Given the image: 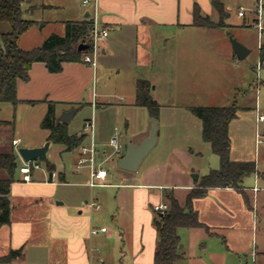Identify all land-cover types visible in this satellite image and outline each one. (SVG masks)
Wrapping results in <instances>:
<instances>
[{
  "label": "crops",
  "instance_id": "1",
  "mask_svg": "<svg viewBox=\"0 0 264 264\" xmlns=\"http://www.w3.org/2000/svg\"><path fill=\"white\" fill-rule=\"evenodd\" d=\"M219 1L224 4L228 13L226 21L231 27L226 28L228 32L232 28L240 30L241 26H253L251 23L255 16L253 8L256 0L238 6V10L240 6H245L246 14L240 16L237 10L241 21L235 22L229 21L231 1ZM196 3L203 15L219 18L220 13L213 0H99V24L109 30V35L100 42L101 53L96 67L82 59L65 61L61 71L51 72L44 61H35L29 70V79L20 80L18 83L19 103L41 106L42 114L45 115L48 101L53 100L56 101V108L61 106L59 110L56 109L58 116L63 110H78L85 103L93 106V101L96 102V107L101 104L103 107L119 105L127 110L132 109L134 116L127 117V113L124 120L121 119L120 126L115 125V132L120 136L125 134L127 140L134 144L140 143L151 132L153 116L146 106L135 103L137 80H150L151 94L161 104V108L173 105L169 94L179 91L177 84L181 68L180 56L187 58L190 46L211 43L209 39L189 37L190 34L204 29H221L194 24L193 10ZM42 5L54 6L40 4L39 7ZM87 11L89 8L84 7L81 15L62 19L59 31L50 29L38 38L40 41H35L29 34L33 27L39 25L35 24L20 36L19 43L23 48H32L40 45L53 32L64 34L65 21L84 19ZM35 20L42 22L40 26L48 22L44 19ZM29 38L34 46L27 45L31 42ZM236 38L245 44L243 38ZM23 39L26 45L23 44ZM224 43L225 62L235 63L241 60L237 57L231 41ZM251 50L250 48V52ZM205 52V49L198 50V57L203 62L206 58ZM125 70L128 76V96H122L123 100L117 101L109 97L106 87L99 85V79L105 77V83L118 87L120 75ZM240 89L242 88L235 87L230 94L234 98L232 103L223 105L236 104L241 107L238 99ZM246 94L247 91H244L242 95ZM257 104L256 102L254 129L256 151L260 147L256 144V117L259 110ZM192 105L197 104H189L188 108ZM98 120L96 134L101 137L108 127L103 123L104 128L101 129V118ZM158 120L160 126L161 121ZM41 128L45 130L43 138L34 139L25 146H42L48 141L49 129ZM261 130L264 133V124L261 125ZM229 133L232 140L230 125ZM13 138H20V144L23 141L21 136L11 135L8 139L0 136V152L14 150L21 164L23 158L18 152L20 144L16 148L12 143ZM233 150L232 141V159L253 160L238 153L233 156ZM125 152L126 144L121 155L113 154L112 147L107 142L103 147H98L97 161L104 160V165L118 162ZM77 157L78 155L74 160L75 171L79 176H86L85 181L77 184L89 185V170L87 167L76 169ZM185 158L174 148L169 151L163 164L154 162V171L128 176L136 180L121 183L107 214L102 212L103 206L101 209L85 206L92 197L100 201L94 187L84 197V191L80 190L82 193L79 202L67 201L62 197L59 185L71 181L65 171H56L55 163L51 162L54 165L53 171L56 172L54 176L50 174L48 167L45 172L34 173V170L31 181L23 180L20 175L10 186L11 222L0 226V257L19 247H22V253L11 262L0 264H154L157 228L153 220V206L160 202L168 204L167 192L172 193L180 204H184L187 194L203 175L194 167L193 158ZM107 168V181L113 184L109 179L112 169ZM196 171L199 174L198 179L192 175ZM4 176L6 172L0 170V177ZM250 177L252 176L243 181L244 192L232 186H217L210 188L206 195L193 198L192 204L197 209L200 220L209 226V230L203 226L181 227L178 245L181 256L175 260V264H264V246L260 247L257 242L259 216L264 207L263 203L262 208L259 207L258 198L261 173H255L254 180H249ZM93 226H107V231L92 233Z\"/></svg>",
  "mask_w": 264,
  "mask_h": 264
},
{
  "label": "rangeland",
  "instance_id": "2",
  "mask_svg": "<svg viewBox=\"0 0 264 264\" xmlns=\"http://www.w3.org/2000/svg\"><path fill=\"white\" fill-rule=\"evenodd\" d=\"M230 1L231 13L229 21H241V18L237 15L238 6L240 4H250L252 0ZM40 4H53L54 6L42 5V7H39ZM23 7L26 18L48 20V22L46 21V25H36L29 31L31 38L35 41H40L39 39L50 29L58 32L61 28L60 21L62 19L72 18L74 15H81L82 8L85 6L82 5L81 0H25ZM210 19L217 23L218 27L216 28L224 30L211 28L190 34L189 37L209 39L211 43L205 46H190L188 57L183 58L184 56H180L181 68L177 84L179 91L174 94H169L171 97L170 101L173 105L163 106L161 108L158 117L161 124L159 126L157 142L143 158L138 169L127 170L121 168L117 165L116 161L105 164V166L112 169V175L109 179L113 184L98 185L93 188L96 196L99 197L102 203V212H105V214L107 212L109 213V210L112 208L117 190L121 188V183L136 180L134 178H128V176L140 175L150 170L154 171V162L159 161L163 164V161L169 155V151L174 148L178 149L180 154L184 158L186 157V160L193 158L194 167L203 175L208 173L212 168H218L220 166L219 156L212 150L211 143L203 139L201 119L188 108V105L209 103L223 105L232 103L234 98H231L230 94L234 91L235 87L242 89L239 90L241 92L238 99L241 107L238 108V116L233 118L230 124V132L232 133L234 146L233 156L238 153L239 155H244L243 157L257 161V169L261 173L262 178V181H259L261 188L258 195L259 207L262 208L261 203L264 204V143L260 144L258 151H256L254 144L256 102L258 103V109L264 112V66L260 69V83L256 81V64L259 61V33L254 26H241L240 30L232 28L231 32H228L226 28L231 27L227 23L226 17H210ZM0 28L8 31L11 29V25L9 22L2 21L0 22ZM230 34L241 39L243 38L245 44L252 49L244 59L238 60L235 63L225 62L223 58L225 50L224 42H229ZM31 38H29L30 41ZM31 43L34 42L31 41L30 44H27L23 39V44L34 46ZM199 49H205L206 51L204 62L198 57ZM126 73L127 70L121 73L120 85L118 87H111V84L105 83L104 81L107 80L105 77L99 79V85L106 87L109 97L117 101H122V96L127 95L129 91L127 85L128 76ZM244 91H247L245 96L242 95ZM60 108L61 106L58 105L56 109L59 110ZM42 113L43 109H41V106L33 107L29 104L21 105L20 103L14 105L10 101L0 102V119L3 120L0 123V136H6L7 139L11 135L21 136L23 141L20 147L25 146V144L34 139H42L45 131L40 125L44 115ZM93 114L96 125L98 118H101L100 128L103 129L104 124L108 127L104 132L105 134H102L101 137L96 134L98 147H103L110 137L116 133L115 125L120 126V122L126 116H134L132 109L127 110L119 105L103 107L100 104L94 108L85 103L77 110L68 123L69 132H84V122L87 118L92 117ZM112 131H114L113 134H110ZM121 137L124 144H126L127 136L123 134ZM89 141L90 136L88 135L85 137L84 142ZM100 142L101 144H99ZM50 143L45 154L46 159L55 163L57 172L58 170L65 171L68 180L71 181L70 183L66 182L59 185L58 188L61 196L67 201L75 200L79 202L82 193L80 190L84 191V194H82L84 197L86 194L87 196L89 195V191L92 188L89 185L77 184L79 181H85L86 179L85 175L79 176L75 171L74 160L78 155L79 148L67 149L63 143L52 141ZM193 150L195 152H192ZM36 161H39L42 167L36 169L34 173L45 172L47 170L46 161L41 158H36ZM195 173H198V171ZM254 174L248 175L252 176L249 180H254ZM20 175L19 168H17L15 177L17 178ZM248 176L245 178L247 179ZM154 212L156 211L154 210ZM257 242L260 247L264 246V207L259 216Z\"/></svg>",
  "mask_w": 264,
  "mask_h": 264
},
{
  "label": "trees",
  "instance_id": "3",
  "mask_svg": "<svg viewBox=\"0 0 264 264\" xmlns=\"http://www.w3.org/2000/svg\"><path fill=\"white\" fill-rule=\"evenodd\" d=\"M25 0H0V22L6 21L11 29L4 31L0 28V102L10 101L14 105L19 103L17 96L20 80L29 79V70L35 61H44L51 72L61 71L65 61H81L85 52L90 50V32L93 18L81 20H66L64 34L53 32L38 46L23 48L19 39L33 25L42 22L24 16L23 3ZM221 17H227L224 4L213 0ZM194 24L208 27H218L208 15L201 13L196 3L194 10ZM87 43L86 49H79L80 43ZM259 60L264 66V41L259 48ZM135 103L148 108L153 117H159L161 104L151 94L152 83L145 78H139L136 83ZM238 106L230 105H192L190 109L202 121L203 139L211 143L212 150L218 154L220 166L212 168L202 175L199 182L187 194L184 204L167 192L168 208L163 212H155L154 224L157 228V245L154 264H175L181 256L178 245L181 227L209 226L203 223L197 209L192 204L194 197L207 194L208 190L217 186H232L244 192L243 181L246 176L257 173L255 160H234L231 158V136L229 125L238 115ZM3 120H0L2 122ZM41 127L49 129L47 139L52 142L63 143L67 149L78 147L84 142L85 132L70 133L68 124L61 121L56 112V101L49 100L47 111L41 121ZM46 161L50 174L54 165L45 155L39 157ZM19 156L14 150L0 152V170L6 176L0 177V226L11 222V202L9 198L11 183L16 179L15 172L19 168ZM22 253V247L11 249L9 253L0 257V262H11Z\"/></svg>",
  "mask_w": 264,
  "mask_h": 264
},
{
  "label": "built area",
  "instance_id": "4",
  "mask_svg": "<svg viewBox=\"0 0 264 264\" xmlns=\"http://www.w3.org/2000/svg\"><path fill=\"white\" fill-rule=\"evenodd\" d=\"M82 4L85 7L89 8L90 16L93 18V27L90 32V50L85 52L83 55V59L85 62L90 63L92 66L97 65L98 58L101 53V40L106 38L109 35V30L99 24V0H82ZM255 12L254 19L252 21V25L258 30L259 33V48L264 41V0H256V6L253 8ZM238 14L240 16H244L246 14V7L240 6L238 10ZM263 67L262 62L259 60L256 64V73H257V81L261 80L260 69ZM94 108L96 107V102L93 101ZM256 144L257 146L261 143H264V133L261 130V125L264 124V112L257 110L256 117ZM84 132L86 135L90 136L89 142H83L79 145L78 157L76 161V169L81 170L84 167H87L89 170V180L88 184L91 187H95L98 185H107L110 184L107 181L108 177V168L104 165V160L102 162L97 161L98 156V144L96 140V121L95 116L93 114L92 117L87 118L84 122ZM21 139L13 138L12 143L16 147L19 146ZM108 144L112 147V153L121 155L125 149V144L121 139V136L118 133L112 135L108 141ZM42 165L36 159L31 161H25L19 165V171L22 175V179L25 181L33 180V171L41 168ZM56 175V172H52V176ZM85 206L90 209H101L102 204L96 198H91L85 203ZM168 208V204L166 202H160L153 206V209L156 212L163 213ZM98 231H107V226H93L91 228L92 233H97Z\"/></svg>",
  "mask_w": 264,
  "mask_h": 264
},
{
  "label": "water",
  "instance_id": "5",
  "mask_svg": "<svg viewBox=\"0 0 264 264\" xmlns=\"http://www.w3.org/2000/svg\"><path fill=\"white\" fill-rule=\"evenodd\" d=\"M87 17L90 16V11H87L85 14ZM230 41L232 44V47L239 59H243L247 56V54L250 52V48L241 42L239 39H237L235 36L230 34ZM88 47L87 43H80L78 48L79 49H86ZM76 108H70L67 110H63L61 114L59 115V118L61 121L65 123H69L70 120L73 118V116L76 113ZM153 123H152V129L147 138L142 140L138 144H134L131 140L126 141V152L119 157L118 159V166L127 170H137L139 165L141 164L143 158L147 155V153L153 148V146L157 142L158 137V118L153 117ZM50 141H46V143L42 146H34V147H28V146H22L18 148V152L25 161H31L36 158L41 157L42 155H45L48 148H49ZM196 179H198L199 174L193 173L192 174Z\"/></svg>",
  "mask_w": 264,
  "mask_h": 264
}]
</instances>
